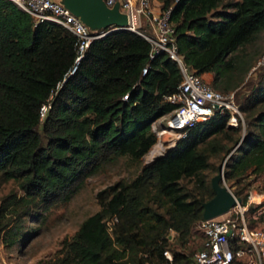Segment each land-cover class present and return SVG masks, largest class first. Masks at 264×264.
I'll use <instances>...</instances> for the list:
<instances>
[{"label": "trees", "instance_id": "obj_1", "mask_svg": "<svg viewBox=\"0 0 264 264\" xmlns=\"http://www.w3.org/2000/svg\"><path fill=\"white\" fill-rule=\"evenodd\" d=\"M171 5L185 62L201 74L212 71L213 85L235 90L248 113L247 131L237 137L241 142L233 151L229 147L225 178L239 182L264 172V71L248 90L241 89L264 51L258 55L259 48H248L264 37V0L162 1L163 7ZM150 48L138 31L111 29L91 39L70 72L77 35L53 20L34 24L12 0H0V183L13 178L23 190L0 201V230L7 242L19 239L17 220L33 207L66 201L104 161L126 154L138 163L157 142L152 121L175 106L166 95L178 89L183 74L176 59L165 51L150 57ZM227 118L217 112L197 122L133 179L113 186L101 207L82 219L63 261L169 264L168 230L176 229L182 243L189 241L204 217V201L215 194L204 170L219 145L203 143L240 128ZM187 176L196 178L195 189L183 185ZM150 188L152 197L167 204V213L147 203ZM170 249L173 264H196L191 252Z\"/></svg>", "mask_w": 264, "mask_h": 264}, {"label": "built area", "instance_id": "obj_2", "mask_svg": "<svg viewBox=\"0 0 264 264\" xmlns=\"http://www.w3.org/2000/svg\"><path fill=\"white\" fill-rule=\"evenodd\" d=\"M12 1L32 16L34 24L47 19L53 20L77 35L78 55L74 63L76 66L91 39L108 31L101 29L102 31L93 32L91 27L73 13L62 0ZM104 1L109 6L118 3L119 10L125 12L128 18L126 28L138 31L150 41V57L165 51L176 59L181 67L183 78L178 89L166 95L175 106L164 113L167 124L159 134L169 130L181 137L191 126L217 112L228 115L227 123L230 126H238L244 121L243 110L236 99L235 90L224 91L215 87L211 80L185 62L183 54L178 49L172 5L163 7L161 2L159 8L154 9V0ZM143 25H146V29L142 27ZM74 65L70 72L76 68H73ZM262 68L264 51L251 67L249 74H257ZM146 70L147 65L142 68V72ZM126 96L127 93L124 94V97ZM42 109H46L45 104L42 105ZM166 141L161 139L164 146L161 153L167 150ZM176 141V138L173 139V145ZM254 194V191L250 190L246 203L242 200L237 201L228 211L212 217H202L198 221L197 226L203 232V241L194 253L196 264H264V224H251L246 216L250 202L256 200ZM256 202L258 205H255L253 214L255 217L264 213L263 199ZM164 253L169 259V264H173L172 250L166 248Z\"/></svg>", "mask_w": 264, "mask_h": 264}, {"label": "rangeland", "instance_id": "obj_3", "mask_svg": "<svg viewBox=\"0 0 264 264\" xmlns=\"http://www.w3.org/2000/svg\"><path fill=\"white\" fill-rule=\"evenodd\" d=\"M142 27L146 29V25ZM248 48L252 51L259 48V55L264 48V37L260 38L257 44L250 45ZM260 71H264V68L258 72L260 73ZM257 76L258 74H249L247 72L242 80L243 87L241 89L248 90L250 87L248 84L256 81ZM207 79L212 80L213 78ZM243 114L244 121H242L237 131H232L230 135L224 133L215 134V136L203 143L205 147H209L214 143H218L219 145L218 149L211 152V166L204 170L208 181L212 182V176L220 170V164L227 157L229 147L234 148L239 142V138L237 137L243 136L246 133L247 124L245 120L248 113L245 109H243ZM165 117L166 114H162L152 121V128L156 130L158 140L154 143L155 145L153 144L154 146L152 145L142 155L138 163L130 161L126 154L104 161L96 171L79 182L66 201L52 205L48 209L33 207L30 213L23 216L22 220H17L23 232L19 234V239L15 242H7L4 238V230H0V264H66L63 259L68 255V242L72 240L82 219L101 207L102 202L107 199L108 192L113 186L118 185L121 181H130L135 177L142 165L151 160L148 158L150 152H152L151 149L157 146L156 144H159L161 139L167 140V148H169L173 146V139L179 138L178 134L169 130H165L162 134H159L167 124ZM37 127L40 129L41 125ZM224 179V183L226 182L233 191L235 190L234 192L237 195L242 196L243 203L249 200L250 190H253L255 193L254 199H263L264 201V172H252L239 182L236 180L231 182L225 177ZM182 183L192 189H195L197 186L194 176L184 177ZM150 189L146 198L147 203L154 209L167 213V204H164L161 198L152 197L153 189ZM10 191H14L17 194L23 192L18 181L13 178H8L0 183V201L3 195ZM256 200L250 202V208L246 210V216L251 224L263 225L264 213L259 214L257 217L253 215L255 205H258L256 204L258 203ZM14 219L13 221H15ZM112 221L113 219L109 218L107 223L111 225ZM168 233L170 248L184 249L186 252H191L192 255L201 246L203 241V232L197 225L193 228L192 235L186 243H182L176 239L178 234L176 229L170 228Z\"/></svg>", "mask_w": 264, "mask_h": 264}, {"label": "water", "instance_id": "obj_4", "mask_svg": "<svg viewBox=\"0 0 264 264\" xmlns=\"http://www.w3.org/2000/svg\"><path fill=\"white\" fill-rule=\"evenodd\" d=\"M62 2L91 28H107V30H111L126 27L128 23L127 15L125 12L119 10L118 3L109 6L104 0H62ZM75 67L76 64L73 68ZM241 140L242 138L231 151L239 145ZM225 163L226 158L220 164V170L212 176L215 194L210 199L204 201V217L222 214L234 206L237 201L242 200V196L237 195L224 183Z\"/></svg>", "mask_w": 264, "mask_h": 264}, {"label": "bare ground", "instance_id": "obj_5", "mask_svg": "<svg viewBox=\"0 0 264 264\" xmlns=\"http://www.w3.org/2000/svg\"><path fill=\"white\" fill-rule=\"evenodd\" d=\"M157 146H155L150 152V155H149V159H152L154 156L158 155L159 153L162 152V149H164V146H163V143H159V144H156Z\"/></svg>", "mask_w": 264, "mask_h": 264}, {"label": "crops", "instance_id": "obj_6", "mask_svg": "<svg viewBox=\"0 0 264 264\" xmlns=\"http://www.w3.org/2000/svg\"><path fill=\"white\" fill-rule=\"evenodd\" d=\"M161 0H154L153 4H154V9H158L159 6L161 5ZM204 77L207 78H213L214 73L212 71H206L204 73H202Z\"/></svg>", "mask_w": 264, "mask_h": 264}]
</instances>
